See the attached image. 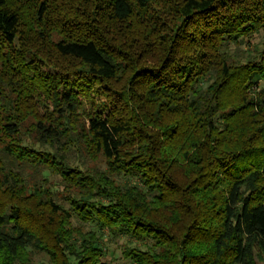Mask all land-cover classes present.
I'll return each instance as SVG.
<instances>
[{"label":"trees","instance_id":"1","mask_svg":"<svg viewBox=\"0 0 264 264\" xmlns=\"http://www.w3.org/2000/svg\"><path fill=\"white\" fill-rule=\"evenodd\" d=\"M263 27L264 0H0V264H111L105 234L125 264H257Z\"/></svg>","mask_w":264,"mask_h":264},{"label":"rangeland","instance_id":"2","mask_svg":"<svg viewBox=\"0 0 264 264\" xmlns=\"http://www.w3.org/2000/svg\"><path fill=\"white\" fill-rule=\"evenodd\" d=\"M254 43H257L259 46H264V27L261 28L255 34H253L252 37H250V44H254ZM243 49L245 50L244 47H243ZM233 50H234L233 47H231V53L232 54L236 53L239 60L242 61L245 56L242 54H238L237 51L235 52ZM25 142H27V141L25 140ZM89 164H92V162L90 161ZM93 165H96V167H97L98 163L96 164V162H94ZM31 171H32L31 169L27 170L26 175L31 173ZM45 174L47 175L48 173L46 171H44V173L43 172L38 173L39 176L38 175L35 177L34 176L29 177L28 176L27 177L28 183H29L28 185H32V188L36 187L37 190L39 189V185H41L42 190L44 191V189H46L48 191L47 193L52 196L53 201L67 207V203L65 201H63L62 199H60L59 195H57L59 193V191L63 190V187L59 185L60 176L54 172H50L46 176V180H44L43 182L41 181V183H40V179ZM56 185H58V187H56ZM56 189H58V190L56 191ZM55 197H58V198H55ZM5 199L6 198L3 197L0 193V200L6 201ZM33 199L36 200V198L34 196H33ZM27 202H29V201H27ZM31 205H33V203ZM44 217L47 220L49 219L48 216H46V215H44ZM54 219H55V216H54ZM51 220H52V218L49 219V221H51ZM70 223L74 224V226L80 227V229H82L84 231L88 230V228H89L88 226L93 227V228L95 227V223H88L87 224L88 226L83 224V226H82L81 225L82 223H80L74 219L70 220ZM102 240L104 242V245H105L107 251H106V254L102 256L101 259L103 261L110 262L111 264H125L123 259L120 256V246L123 243V239L122 238L112 239L108 234H105L102 237ZM256 261H257V264H264V255L259 254L256 257ZM47 262H48V257H47V255H45V253L33 252L31 255V260H30L29 264H46Z\"/></svg>","mask_w":264,"mask_h":264}]
</instances>
